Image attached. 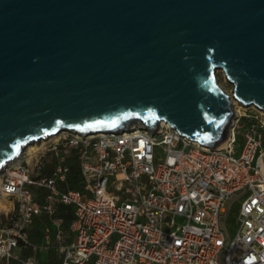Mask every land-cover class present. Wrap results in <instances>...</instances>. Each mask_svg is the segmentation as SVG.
<instances>
[{"label":"water","instance_id":"1","mask_svg":"<svg viewBox=\"0 0 264 264\" xmlns=\"http://www.w3.org/2000/svg\"><path fill=\"white\" fill-rule=\"evenodd\" d=\"M233 99L264 109V0H0V170L60 130L163 120L214 149Z\"/></svg>","mask_w":264,"mask_h":264},{"label":"built area","instance_id":"2","mask_svg":"<svg viewBox=\"0 0 264 264\" xmlns=\"http://www.w3.org/2000/svg\"><path fill=\"white\" fill-rule=\"evenodd\" d=\"M233 108L229 137L214 149L165 121L156 132L43 136L30 162L23 152L0 173V196L11 204L0 264H44L37 255L49 249L59 264H221L222 250L224 264H264V109ZM232 196L229 212L240 200L225 219L227 238L219 219ZM60 205L73 213L67 227ZM41 215L53 231L46 224L34 242L29 227Z\"/></svg>","mask_w":264,"mask_h":264},{"label":"rangeland","instance_id":"3","mask_svg":"<svg viewBox=\"0 0 264 264\" xmlns=\"http://www.w3.org/2000/svg\"><path fill=\"white\" fill-rule=\"evenodd\" d=\"M216 78L218 83L221 85L222 88H224L227 92H231L232 89V83L226 78L224 72L221 69L216 70ZM240 104V103H239ZM237 107V106H235ZM240 110V109H239ZM235 111V110H234ZM241 111V110H240ZM238 140H240V138H238ZM40 145L39 142H37L35 144V146H33L34 148H30V149H26L24 150V154L25 157L28 159V161L30 162V157L32 156L33 152L37 150V147ZM48 166H49V162H48ZM238 199L237 201H235L231 207V210L229 212V215L227 217V221H231L232 216L235 214L236 210H237V204L239 203ZM11 207L10 201L8 199H6L5 197L0 196V225H2L8 218L9 216V208ZM46 222L45 218H40V219H34L33 223L30 225L29 227V234H32V237L37 239L38 235L40 234L41 231V227L43 225V223ZM229 229L231 231V233L233 232L234 226L232 224H229ZM27 250L22 252H26ZM41 255L43 256L42 251Z\"/></svg>","mask_w":264,"mask_h":264},{"label":"crops","instance_id":"4","mask_svg":"<svg viewBox=\"0 0 264 264\" xmlns=\"http://www.w3.org/2000/svg\"><path fill=\"white\" fill-rule=\"evenodd\" d=\"M69 209L71 210V207L60 205L58 207V210H57L59 215H61L63 217V226L64 227H67L69 222H70L69 219H68V216H67ZM42 217L46 219V222H44L42 227L40 228L41 231H40V234L38 235L37 239L33 238L32 234H29V238L32 241H34V242H41L42 241L43 233H44L43 232V228H44V226L46 224H48L51 227L52 231H53V226L49 223L50 221L45 215H41V216L36 217V218L40 219ZM28 252H30V251L27 250L25 253H28ZM43 252H44V253H42L43 256L41 255V252H39L38 255H37L40 262H42L44 264H59L60 263V259L57 257L56 252L53 249L43 250ZM10 264H19V263L14 261V260H11Z\"/></svg>","mask_w":264,"mask_h":264},{"label":"trees","instance_id":"5","mask_svg":"<svg viewBox=\"0 0 264 264\" xmlns=\"http://www.w3.org/2000/svg\"><path fill=\"white\" fill-rule=\"evenodd\" d=\"M78 180H79V177H78L77 170L74 167H72L70 174H69V186L72 188H77L78 187V184H77ZM67 216H68V219L70 221L73 217L72 210H70V209L68 210Z\"/></svg>","mask_w":264,"mask_h":264},{"label":"bare ground","instance_id":"6","mask_svg":"<svg viewBox=\"0 0 264 264\" xmlns=\"http://www.w3.org/2000/svg\"><path fill=\"white\" fill-rule=\"evenodd\" d=\"M233 105H234V106H239L240 104L238 103V101H236L235 99H233ZM162 121H163V120H162ZM160 122H161V121H160ZM60 131H61V130H60ZM60 131H58L57 133H59ZM57 133H56V134H57ZM47 137H48V136H47ZM44 138H45V137H43V138H38L36 141L40 143V142L42 141V139H44ZM36 141H32V142L27 143V144L24 146V148L22 149V151L20 152L19 155H22V153H23L24 150H26V149L34 148L33 146H35ZM14 159H16V157H14L13 160H14ZM8 164H9V161L5 164V166H3V167L1 168L0 173L2 172V170L4 169V167H6Z\"/></svg>","mask_w":264,"mask_h":264}]
</instances>
